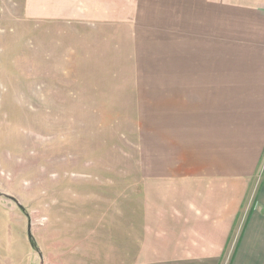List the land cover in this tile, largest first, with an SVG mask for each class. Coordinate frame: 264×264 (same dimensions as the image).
Wrapping results in <instances>:
<instances>
[{"label": "rangeland", "instance_id": "rangeland-1", "mask_svg": "<svg viewBox=\"0 0 264 264\" xmlns=\"http://www.w3.org/2000/svg\"><path fill=\"white\" fill-rule=\"evenodd\" d=\"M95 4L45 17L0 0V264H210L147 244L167 195L144 176L122 22L88 16ZM247 182L215 264H264V155Z\"/></svg>", "mask_w": 264, "mask_h": 264}, {"label": "crops", "instance_id": "crops-1", "mask_svg": "<svg viewBox=\"0 0 264 264\" xmlns=\"http://www.w3.org/2000/svg\"><path fill=\"white\" fill-rule=\"evenodd\" d=\"M33 1L45 17L98 2L88 16L122 22L113 39L136 63L129 105L144 176L167 195L148 213L147 244L215 264L264 155V0Z\"/></svg>", "mask_w": 264, "mask_h": 264}, {"label": "water", "instance_id": "water-1", "mask_svg": "<svg viewBox=\"0 0 264 264\" xmlns=\"http://www.w3.org/2000/svg\"><path fill=\"white\" fill-rule=\"evenodd\" d=\"M29 237H31V228L29 226V231H28Z\"/></svg>", "mask_w": 264, "mask_h": 264}]
</instances>
